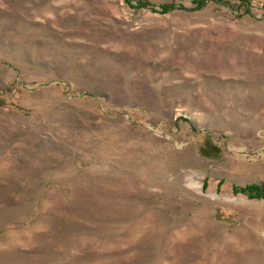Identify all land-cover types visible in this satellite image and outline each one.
Instances as JSON below:
<instances>
[{
  "label": "rangeland",
  "instance_id": "obj_1",
  "mask_svg": "<svg viewBox=\"0 0 264 264\" xmlns=\"http://www.w3.org/2000/svg\"><path fill=\"white\" fill-rule=\"evenodd\" d=\"M264 0H0V264H264Z\"/></svg>",
  "mask_w": 264,
  "mask_h": 264
},
{
  "label": "water",
  "instance_id": "obj_2",
  "mask_svg": "<svg viewBox=\"0 0 264 264\" xmlns=\"http://www.w3.org/2000/svg\"><path fill=\"white\" fill-rule=\"evenodd\" d=\"M260 190L262 193H264V184L260 186Z\"/></svg>",
  "mask_w": 264,
  "mask_h": 264
},
{
  "label": "trees",
  "instance_id": "obj_3",
  "mask_svg": "<svg viewBox=\"0 0 264 264\" xmlns=\"http://www.w3.org/2000/svg\"><path fill=\"white\" fill-rule=\"evenodd\" d=\"M257 190H258V191H259V192L262 194V192H261V190H260V187H259V186L257 187Z\"/></svg>",
  "mask_w": 264,
  "mask_h": 264
}]
</instances>
